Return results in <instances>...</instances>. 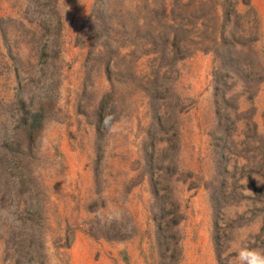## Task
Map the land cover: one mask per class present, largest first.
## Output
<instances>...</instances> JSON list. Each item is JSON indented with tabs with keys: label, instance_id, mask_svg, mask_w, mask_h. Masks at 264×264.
Instances as JSON below:
<instances>
[{
	"label": "rangeland",
	"instance_id": "1",
	"mask_svg": "<svg viewBox=\"0 0 264 264\" xmlns=\"http://www.w3.org/2000/svg\"><path fill=\"white\" fill-rule=\"evenodd\" d=\"M237 230L264 250V0H0V264H235Z\"/></svg>",
	"mask_w": 264,
	"mask_h": 264
},
{
	"label": "clouds",
	"instance_id": "2",
	"mask_svg": "<svg viewBox=\"0 0 264 264\" xmlns=\"http://www.w3.org/2000/svg\"><path fill=\"white\" fill-rule=\"evenodd\" d=\"M247 239L248 233L245 230L234 233L231 247L235 251V264H264V250L249 247Z\"/></svg>",
	"mask_w": 264,
	"mask_h": 264
},
{
	"label": "trees",
	"instance_id": "3",
	"mask_svg": "<svg viewBox=\"0 0 264 264\" xmlns=\"http://www.w3.org/2000/svg\"><path fill=\"white\" fill-rule=\"evenodd\" d=\"M223 172V171H222ZM223 179H225V173L223 174ZM221 185H222V181L221 180H216V182L214 183L213 187L211 188V192H210V195H211V199H215V203L218 207V203L220 202L221 198H222V195L220 193V188H221ZM154 196L159 199V196H156V193L154 194ZM219 201V202H218ZM214 215H215V206H214ZM161 211V208H158V212ZM214 246H215V249H216V243H215V238H214Z\"/></svg>",
	"mask_w": 264,
	"mask_h": 264
}]
</instances>
